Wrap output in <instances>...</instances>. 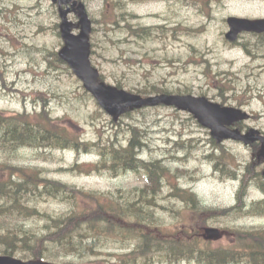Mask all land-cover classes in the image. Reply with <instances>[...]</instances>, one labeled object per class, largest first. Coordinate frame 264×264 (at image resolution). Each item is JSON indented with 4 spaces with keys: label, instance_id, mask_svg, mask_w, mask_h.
Here are the masks:
<instances>
[{
    "label": "rangeland",
    "instance_id": "374dc122",
    "mask_svg": "<svg viewBox=\"0 0 264 264\" xmlns=\"http://www.w3.org/2000/svg\"><path fill=\"white\" fill-rule=\"evenodd\" d=\"M83 1L92 19L97 20L92 33V62L107 83L141 94L152 86L168 91L188 89L194 95L206 92L212 100L221 102L220 96L215 97L219 93L216 82H221L229 89L225 104L244 108L252 117L243 123L264 131V34L244 33L236 46L225 38L228 16L264 17V0ZM70 17L77 20L74 14ZM115 20L129 22L118 29L113 24ZM59 23L57 6L52 0H0V112L21 126L26 115L47 109L52 117L59 118L85 139L104 143L116 136L126 141V133L138 126L146 143L141 157L161 159L169 165L168 174L160 182V205L155 208L163 232L156 230L162 238L151 231L144 232V236L163 239L185 226L194 231L200 217L193 211L235 205L242 197L240 189L245 168L252 159V147L226 140L222 148L215 149L208 128L189 112L164 104L130 111L114 122L69 66L54 59L53 51H58L63 43ZM153 24L165 28L158 29L154 37L145 36V27ZM144 37L147 40L143 41ZM156 93L159 92L149 94ZM14 138L0 139V179L16 181L19 194L26 192L21 177L37 169L48 178L88 192L77 210L88 209L96 194L104 197L102 192L128 193L144 183L131 171L115 176L109 172L86 174L70 170L76 164H98L101 157L95 153L24 145L25 142L18 143ZM223 150L229 152L223 154L226 163L233 166L213 157L212 153L221 154ZM253 179L244 188L247 207L264 199V192L257 188L261 181ZM178 189L194 197L192 209L179 194L173 195ZM38 199V212L44 217L45 213L60 215L71 205L48 195ZM2 202L0 198V205ZM20 206L13 205L8 210ZM152 211L139 213L140 218ZM2 213L0 227H24V219L18 213ZM231 215L235 219L208 216L204 219L208 223L205 227H223L232 232L236 228L264 231V216ZM34 224L47 225L40 215L27 222L28 226ZM122 226L128 233L127 225ZM232 239V233L222 231L210 246H226ZM123 240L125 249L119 240H114L105 251H130L135 241L126 240V236ZM5 245L12 246L13 242L0 238V248ZM108 258L102 256L104 260Z\"/></svg>",
    "mask_w": 264,
    "mask_h": 264
},
{
    "label": "trees",
    "instance_id": "16d2710c",
    "mask_svg": "<svg viewBox=\"0 0 264 264\" xmlns=\"http://www.w3.org/2000/svg\"><path fill=\"white\" fill-rule=\"evenodd\" d=\"M132 1L138 2V0ZM94 21L97 23V20ZM128 22L129 20H125L122 24L115 20L113 24L118 29H123ZM105 23L109 24L107 21ZM164 28L159 24L145 27L147 30L145 36L154 37L158 29L163 30ZM145 40H147L146 37L143 38V41ZM52 55L56 62L63 63L56 50ZM215 88L219 91L215 97L220 96L221 103L225 104L229 89L225 88L221 82H216ZM153 91L192 93V90L188 89L168 91L159 90L154 86L143 90L142 93L149 94ZM200 95H207V93L202 92ZM10 120L7 114L0 112L1 140L6 141L10 136H16L14 140L18 143L25 142L24 145L72 149L76 153L82 151L95 153L101 157L98 164L94 166L86 164L84 167L76 164L70 170H80L86 174H92L93 171H97V173L109 172L115 176L131 171L136 173L144 183L135 186L138 187V190L129 188L128 193L122 194L120 190L116 195L102 192L104 195L102 197L96 194L90 201L88 209L77 210L75 208L79 206L81 199L88 197L86 195L88 192L48 178L42 175L38 169L33 174L25 172L21 177L23 182L20 183L26 190L23 195L16 191L15 187L18 184L12 178L10 180L0 179V198L3 200L0 205V213L3 212L2 214L11 216L18 213L24 219V227H20V229L0 227V238L13 242L12 246L6 247L5 245L0 248L2 253L18 254L24 259L44 258L61 262V264H182L183 262L187 264H264L263 230L236 228L232 232L226 228L232 233L233 239L228 245L216 248H212L211 242L206 241L199 234L201 227L208 224L204 220L208 216L217 219H235L231 214L235 216H264V199L253 202L247 207V202L243 197L245 186L255 180L253 178H258L261 181L257 188L264 192L263 165L261 166L263 161L259 159L257 144L253 147V158L249 162L248 169L245 170L248 172L243 174V186L240 189L242 197H238L235 205L228 209L208 208L193 211L200 217L195 231L192 232L190 227L185 226L177 234H167V237L161 239L162 237L156 230L162 231L155 215V208L160 205L158 202L161 190L160 179L168 174L169 165L161 159L147 160L141 157L146 143L138 126H132L131 133H126V141L116 136L114 140L109 139L104 143L101 140L85 139L74 129L67 127L59 118L52 117L47 109H43L41 113L33 116L26 115L21 126ZM239 126L242 128L244 124L240 123ZM212 143H214L215 149L223 147L213 139ZM212 154L213 157L224 159L223 154L224 156L229 155V152L223 150L221 154L216 152ZM253 163H257L258 166L252 169L250 166ZM224 164L233 166L232 163H226L225 159ZM233 174L236 176V173ZM176 194L181 196L182 199H179L184 200L187 207L193 208L191 199L194 201V197L190 198L187 191L178 189L173 195ZM42 195H48L58 202L68 205L71 203V205L60 215L52 216L45 213L44 217L42 212H38L36 205L40 200L38 198ZM9 205L21 206L18 209L8 210ZM150 210L153 211L148 216L140 218L139 213ZM39 215L47 225H27L30 219ZM122 223L127 225L128 233ZM183 223L185 224V220ZM147 231L155 232L161 238L144 236L143 233ZM124 236H126V240L129 239L128 241H135V245L130 251H105L110 248V242L114 240H119L122 249H125ZM92 237L93 240H88ZM2 243L4 242L2 241ZM103 255H107L108 260L102 259Z\"/></svg>",
    "mask_w": 264,
    "mask_h": 264
},
{
    "label": "water",
    "instance_id": "95a60500",
    "mask_svg": "<svg viewBox=\"0 0 264 264\" xmlns=\"http://www.w3.org/2000/svg\"><path fill=\"white\" fill-rule=\"evenodd\" d=\"M59 4L60 33L64 45L59 51V56L84 82L85 88L90 91L99 104L109 113L114 120H118L122 114L136 108L153 106L158 104L174 105L177 108L194 114L198 121L211 129L212 136L222 142L225 139H233L251 144L261 142L260 155L264 158V134L259 129L251 128L243 132L239 128L231 127L235 122L245 120L248 113L241 108L223 106L209 100L205 96L192 94H160L143 97L140 94L129 92L100 80V72L91 61V32L93 22L86 6L78 0H52ZM65 6V8H64ZM75 12L79 21L69 19V14ZM230 26L226 34L230 41H235L243 31L264 32V18L250 19L231 16L228 18ZM79 29L78 33L74 32ZM207 238H218L220 230L217 228L206 229ZM0 264H59L42 259L24 261L12 256L0 255Z\"/></svg>",
    "mask_w": 264,
    "mask_h": 264
},
{
    "label": "bare ground",
    "instance_id": "6f19581e",
    "mask_svg": "<svg viewBox=\"0 0 264 264\" xmlns=\"http://www.w3.org/2000/svg\"><path fill=\"white\" fill-rule=\"evenodd\" d=\"M228 101H226V103H227ZM228 106H232V105H228ZM255 167V165H254V163L250 166V168H254ZM245 169H248V166H247V168H245ZM248 171H246L245 173H247ZM161 180V179H160ZM124 181V180H123ZM191 201V200H190ZM59 205V204H58ZM219 223V222H218ZM222 259V258H221ZM185 263V262H184Z\"/></svg>",
    "mask_w": 264,
    "mask_h": 264
}]
</instances>
